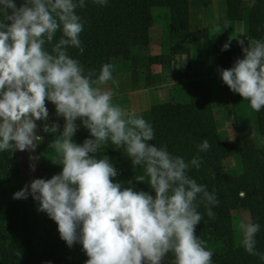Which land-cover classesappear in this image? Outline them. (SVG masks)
I'll return each mask as SVG.
<instances>
[{
  "label": "clouds",
  "instance_id": "obj_1",
  "mask_svg": "<svg viewBox=\"0 0 264 264\" xmlns=\"http://www.w3.org/2000/svg\"><path fill=\"white\" fill-rule=\"evenodd\" d=\"M88 2L103 7L109 0H0V152L35 150L43 139L37 121L49 117L46 101L64 121L62 129L55 122L42 126L44 133H58L49 148L61 171L48 179H32L13 199L31 196L37 210L57 224L69 248L82 246L85 264H164L169 255L170 264H213V251L195 229L205 213L215 218L213 208L220 202L214 189L209 191L188 174L190 168L201 167L202 158L186 160L165 145L150 143L155 139L152 123L115 103L112 90L104 87L113 79V65L86 70L69 54L70 48L81 54L85 50V21L77 9ZM255 3L250 0V6ZM238 34L230 36L221 51L236 39L242 58L227 69L218 68L219 76L260 112L264 38L244 36L245 45ZM81 126L89 136L77 143L73 137ZM110 145L123 149L133 169L140 170L134 181L147 184L148 191L135 190L133 180L125 187L114 179L118 170L110 158L97 156ZM210 147L202 139L197 150ZM30 169L35 171L34 163ZM201 205L205 213L198 210ZM239 229L244 251L264 262V252L256 246L261 225L249 218Z\"/></svg>",
  "mask_w": 264,
  "mask_h": 264
},
{
  "label": "trees",
  "instance_id": "obj_2",
  "mask_svg": "<svg viewBox=\"0 0 264 264\" xmlns=\"http://www.w3.org/2000/svg\"><path fill=\"white\" fill-rule=\"evenodd\" d=\"M19 3V0H18ZM154 6L169 8V16L162 19L161 52L157 55L141 56L132 53L133 46L149 45V10ZM192 0H109L106 6L90 2L83 9H77L85 21L81 40L84 52L70 48L69 54L77 59L85 69L99 70L103 63L113 65L114 58L130 62L132 87L139 85V70L146 69L145 86L157 85L162 81V72L152 71V65L170 69L174 57L190 55L192 45L209 38L212 71L227 69L236 58H242V51L236 39H232L228 50L221 51L229 39L227 34H213L209 27L191 29L190 12ZM229 21H241L246 11L245 0H226ZM248 36L264 38V0H256L250 6L248 0ZM59 36V33H57ZM245 39V38H243ZM247 40L245 39V45ZM114 73V70H113ZM188 98L181 100L176 89L170 90V98L149 108L137 111L150 121L155 130V139L150 143L167 146L169 152L190 160L194 155L202 158L201 167L190 168L188 174L197 183L207 185L209 191L216 192L219 204L213 208L215 218H208L204 206L198 209L204 219L196 226V234L213 251V264H264L257 257L247 254L242 245H236L233 238L231 212L248 207L252 220L261 225L257 233V249L264 252V110L257 112L258 132L251 125L238 127L235 141H221L218 138L214 116L215 101L208 82L204 78L187 81ZM126 98V95L123 96ZM56 123L51 119L41 123ZM79 124V121H77ZM45 142L39 144L40 169L44 179L61 171L54 163V152L49 144L55 134L44 133ZM89 136L82 126L74 135L75 142L82 143ZM207 139L211 145L206 152H198L197 145ZM107 148L109 154L117 157L113 165L118 170L116 181L126 183L133 180L135 190L148 191V186L134 181L139 169H133L130 159L123 149ZM240 154L243 170L227 169L224 161ZM98 158L100 153L97 154ZM22 188L18 150L14 153L0 152V264H37L38 256L34 244L33 222L27 199H13V193ZM244 196L241 197L240 193ZM53 239L55 264H85L88 258L82 246L74 244L69 248L60 239L57 224L48 217ZM169 255L164 264H170Z\"/></svg>",
  "mask_w": 264,
  "mask_h": 264
},
{
  "label": "rangeland",
  "instance_id": "obj_3",
  "mask_svg": "<svg viewBox=\"0 0 264 264\" xmlns=\"http://www.w3.org/2000/svg\"><path fill=\"white\" fill-rule=\"evenodd\" d=\"M245 5L246 11L243 19L241 21H229L226 15V0H192V9L190 12L191 29L209 27L213 34H227L229 36H236L238 33L242 32L243 34H238L239 38H247L248 0H245ZM166 16H169L168 7L154 6L149 10V17L151 20L149 27V45L133 46V54L147 56L157 55L161 52L162 19ZM224 24H227L228 26L225 27ZM219 27H221L220 32H218ZM194 45H197L196 48L199 50L200 54L198 57L200 63L199 66L186 62V54L175 56L173 62L179 64L183 57V60L185 61H183L185 69L180 70L179 68L178 71L177 69L173 70L169 76L166 75V78L164 77L165 85H163L161 81L157 85L149 87L145 86L146 69L145 67H142L139 70V75L141 76V79H139V85L137 88H133L131 82L130 62L121 58H114V73L111 82L114 84V79H117L119 84L113 87L109 81L104 87L112 90L115 103H118L126 111L133 110L137 112L149 108L152 104L169 100L171 89L177 90V94L180 96L179 98L181 100L187 99V81L193 79L197 74L199 76L205 75L204 79L208 82L212 97L215 101L214 116L217 124L218 138L221 141H235L237 139L238 127L243 125H251L255 132H258L257 112L253 111L249 107L248 102L243 100L239 94L231 92L228 86L223 83L219 74L212 71L210 39H202L193 44L192 47ZM152 71L153 73L162 72L163 75H165L162 66L158 64L152 65ZM160 86L163 87L160 88ZM125 95L126 98L123 97ZM46 106L49 111V117L47 120L51 119V115L53 114L56 123L59 124L62 129L64 121L62 117L56 116L54 105L46 101ZM42 122L44 121H37V134L41 135L43 139L38 143L35 150L32 152H29L28 150H18L22 187L32 179L43 178L39 166V144L44 143L46 139L41 127ZM55 135H58V133ZM103 155H107L112 163L117 162V157L109 154L106 147L103 149V152L100 153V157L102 158ZM30 156L37 157V159L30 160ZM32 163L35 164V171L30 169V164ZM224 165L227 169L234 168L241 173L243 170L241 155L235 154L227 158L224 161ZM27 203L28 208L30 209L31 221L33 222L34 244L38 256L37 264H45L47 261H51L52 264H55L52 252L53 239L47 214L43 211L37 210L38 203L34 202L31 196L27 198ZM231 217L235 244L241 245L240 240L242 234L239 229V224L249 218L252 219L250 209L248 207L234 209L231 212ZM256 240H258L257 234Z\"/></svg>",
  "mask_w": 264,
  "mask_h": 264
},
{
  "label": "crops",
  "instance_id": "obj_4",
  "mask_svg": "<svg viewBox=\"0 0 264 264\" xmlns=\"http://www.w3.org/2000/svg\"><path fill=\"white\" fill-rule=\"evenodd\" d=\"M224 3V2H223ZM226 15H227V13H226ZM197 47V45L195 46H193L192 47V49H191V53H190V55H187V57H186V62H188L189 64L190 63H192V65L193 64H196L197 66H199V59H198V57H199V50L196 48ZM197 49V50H196ZM200 59H201V57H200ZM184 60H183V57H182V60L180 61V64L179 63H175V62H173V64H171V67H170V69L169 70H167V71H165V75H163V79H162V84L163 85H165V78H166V75H168L169 76V74L173 71V70H176L177 69V71L179 70V68H180V70H183V69H185V65H184V62H183ZM179 62V61H178ZM183 62V63H182ZM176 66H177V68H176ZM184 66V67H183ZM160 69H161V67H160ZM175 73V72H174ZM165 77V78H164ZM205 77V75H201V76H199L198 74H197V76H195L194 78H204ZM116 78H118V77H116ZM140 79H141V76H140ZM110 83L112 84V82L110 81ZM119 84V81L117 80V79H114V84H112L113 85V87H115V86H117ZM161 87H163V86H160V88Z\"/></svg>",
  "mask_w": 264,
  "mask_h": 264
}]
</instances>
